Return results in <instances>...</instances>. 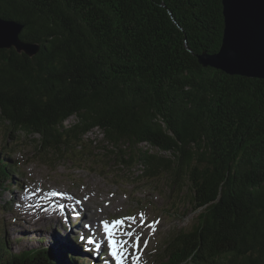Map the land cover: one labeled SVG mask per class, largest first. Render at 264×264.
I'll return each mask as SVG.
<instances>
[{"label":"trees","instance_id":"trees-1","mask_svg":"<svg viewBox=\"0 0 264 264\" xmlns=\"http://www.w3.org/2000/svg\"><path fill=\"white\" fill-rule=\"evenodd\" d=\"M0 18L38 47L0 50L6 136L31 137L49 161L167 183L171 214L200 213L159 264H264V79L199 62L221 48L222 0H0ZM9 155L6 144L0 191L19 186ZM68 243L13 252L0 228V264H78Z\"/></svg>","mask_w":264,"mask_h":264},{"label":"rangeland","instance_id":"rangeland-1","mask_svg":"<svg viewBox=\"0 0 264 264\" xmlns=\"http://www.w3.org/2000/svg\"><path fill=\"white\" fill-rule=\"evenodd\" d=\"M75 121L76 118H73L67 125ZM88 140L93 141L94 146L103 145V135L98 130L89 134ZM6 144L11 163L18 165V173L14 178L19 186L0 191V228L13 252L44 246L55 248L69 241L68 244L77 251L74 260L90 264L91 260H98L100 256L84 255L80 246L88 245L95 238L105 244L107 253L103 255L111 259V264H116L104 241L102 222L107 220L112 223L120 219L124 223L117 226L116 237L127 241L124 246L127 248L125 264H131L136 254L133 248L136 237H139L142 244L139 249L142 254L141 264H159L156 252L164 241L175 231L189 230L197 222L200 211H194L191 207L183 209L179 214L169 212L167 183L160 182L156 186L139 182L135 177L137 171L121 174L116 166L105 171L90 163L49 161L37 153L36 143L31 137L23 136L19 139L15 135L12 138L6 136L0 127V151ZM130 173L134 177H130ZM50 191L59 193V207H63L64 211L43 205L38 195L45 196ZM69 196L80 211L83 209L84 213H89L87 218L78 209L71 214L69 204H61V200ZM8 202L12 205L7 207ZM94 218L98 220L99 230L88 225ZM129 232L133 235L128 236Z\"/></svg>","mask_w":264,"mask_h":264},{"label":"water","instance_id":"water-1","mask_svg":"<svg viewBox=\"0 0 264 264\" xmlns=\"http://www.w3.org/2000/svg\"><path fill=\"white\" fill-rule=\"evenodd\" d=\"M224 35L219 52L199 56L205 68L231 76L264 79V0H222ZM23 26L0 18V50L16 48L33 56L36 45L21 40ZM73 256L76 249L69 247Z\"/></svg>","mask_w":264,"mask_h":264},{"label":"snow or ice","instance_id":"snow-or-ice-1","mask_svg":"<svg viewBox=\"0 0 264 264\" xmlns=\"http://www.w3.org/2000/svg\"><path fill=\"white\" fill-rule=\"evenodd\" d=\"M53 195H59V193H53ZM127 219H135L133 217H128ZM104 232L106 233L108 240V250L112 258L116 261V264H125V258L127 253V248L124 247L127 244V241L114 239V230L117 225H122L124 223L123 220L117 219L114 220L110 226L107 220L103 221ZM128 236H132L133 233H127ZM137 243L136 247H139V237H136ZM90 243H95L94 241H90Z\"/></svg>","mask_w":264,"mask_h":264},{"label":"bare ground","instance_id":"bare-ground-1","mask_svg":"<svg viewBox=\"0 0 264 264\" xmlns=\"http://www.w3.org/2000/svg\"><path fill=\"white\" fill-rule=\"evenodd\" d=\"M53 193H56V192H48L45 196H39L38 195V197L41 199V202L43 203V205L44 206H51L52 208L53 207H58V209H60V210H63V207L62 208H60L59 207V205H60V203H59V197L57 196V195H53ZM61 196L63 197V198H65V196H64V194H61ZM64 201H62L61 200V204H63V203H65V204H69V208H71V210H70V213L72 214V212H75V210H77L78 209V211L81 213V214H83V217L85 218H87V216H88V214L87 213H84L83 212V209H82V211H80V209L77 207V204L75 205V201L73 200V198L72 197H70L69 196V198H66V199H63ZM45 202H48V204L46 205L45 204ZM72 204V205H71ZM68 208V209H69ZM82 208H84V209H86L85 207H82ZM65 209V208H64ZM64 211V210H63ZM92 212V211H91ZM53 218V217H52ZM91 220V219H90ZM89 225V227L91 226L92 228H95L96 230H99V227H98V220L96 219V218H94V219H92L91 221H90V224H88ZM75 228H77V226L75 227ZM110 261H111V259H110Z\"/></svg>","mask_w":264,"mask_h":264}]
</instances>
